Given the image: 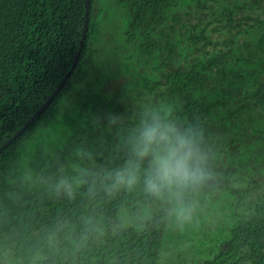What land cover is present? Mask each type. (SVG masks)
Instances as JSON below:
<instances>
[{"label": "trees", "instance_id": "1", "mask_svg": "<svg viewBox=\"0 0 264 264\" xmlns=\"http://www.w3.org/2000/svg\"><path fill=\"white\" fill-rule=\"evenodd\" d=\"M84 10L0 0V146L68 73L0 150V264H167L182 240L197 246L194 264H264V0H88L72 67ZM146 99L199 122L212 174L185 193L191 212L170 252L172 201L142 183L103 187L126 158V128L106 116ZM80 169L89 182L56 195Z\"/></svg>", "mask_w": 264, "mask_h": 264}, {"label": "clouds", "instance_id": "2", "mask_svg": "<svg viewBox=\"0 0 264 264\" xmlns=\"http://www.w3.org/2000/svg\"><path fill=\"white\" fill-rule=\"evenodd\" d=\"M106 121L108 129L126 128L121 145L126 158L121 167L104 174V190L112 193L142 183L147 194L172 201L177 214L188 219L191 208L185 203V193L212 175L199 122H184L172 106L151 99L131 108L127 115L108 113ZM77 155L92 158L83 149ZM88 176L86 169L75 177L61 175L54 185L55 194L73 196L78 186L89 182Z\"/></svg>", "mask_w": 264, "mask_h": 264}, {"label": "rangeland", "instance_id": "3", "mask_svg": "<svg viewBox=\"0 0 264 264\" xmlns=\"http://www.w3.org/2000/svg\"><path fill=\"white\" fill-rule=\"evenodd\" d=\"M171 203V202H170ZM170 213H171V219H170V222H168V224L170 225L171 224V228H169L168 231H166L164 233V240L166 242V244H168V250L170 252V247L172 246V241H176V238L183 236L182 233H180V230H177L178 229V226H179V222L183 220V216H180L177 214V212L174 210V203H172L170 205V207H168ZM152 210H150V208H146V210L144 211L143 213V217L145 216H148L150 213H151ZM138 214H137V220H138ZM142 220V219H141ZM139 219V222L141 221ZM131 225H134V223H132ZM181 242V241H180ZM182 243L181 244L183 246L182 248V252H179V255H174L175 253L172 254V256H167L165 258V260H163L162 262L164 263H167V264H171L170 262V259L173 258V256L175 257L176 261L174 260V264H194L198 259V257L194 256L193 254V251L195 250V247L197 246H194L192 248L190 244H187V241H183L182 240ZM189 245V246H188ZM180 256V257H179Z\"/></svg>", "mask_w": 264, "mask_h": 264}, {"label": "water", "instance_id": "4", "mask_svg": "<svg viewBox=\"0 0 264 264\" xmlns=\"http://www.w3.org/2000/svg\"><path fill=\"white\" fill-rule=\"evenodd\" d=\"M84 16H83V26H82V32H81V39L78 43L76 54L72 61V67L74 66L77 56L80 54V50L82 47V43L84 40L85 32H86V26H87V11H88V0H84ZM68 76V73L62 78V80L59 82L57 87L53 90V92L50 94V96L47 98V100L36 110V112L25 122V124L10 138L8 139L4 144L0 146V150L4 148L7 144H9L17 135H19L21 132H23L27 126L42 112L44 107L50 102V100L57 94L59 89L62 87L63 83L65 82L66 78Z\"/></svg>", "mask_w": 264, "mask_h": 264}]
</instances>
